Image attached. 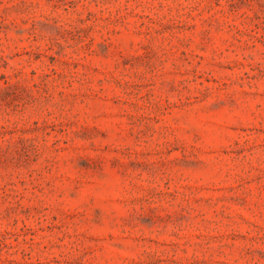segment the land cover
Returning a JSON list of instances; mask_svg holds the SVG:
<instances>
[{"label":"rangeland","instance_id":"374dc122","mask_svg":"<svg viewBox=\"0 0 264 264\" xmlns=\"http://www.w3.org/2000/svg\"><path fill=\"white\" fill-rule=\"evenodd\" d=\"M0 264H264V0H0Z\"/></svg>","mask_w":264,"mask_h":264}]
</instances>
